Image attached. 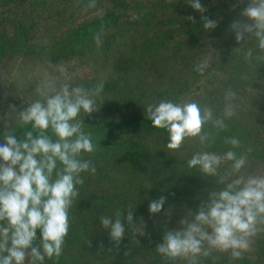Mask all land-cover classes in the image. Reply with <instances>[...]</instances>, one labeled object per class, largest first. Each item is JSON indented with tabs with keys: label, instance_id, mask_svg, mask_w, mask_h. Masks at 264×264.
Segmentation results:
<instances>
[{
	"label": "trees",
	"instance_id": "1",
	"mask_svg": "<svg viewBox=\"0 0 264 264\" xmlns=\"http://www.w3.org/2000/svg\"><path fill=\"white\" fill-rule=\"evenodd\" d=\"M102 1L115 2L118 9H105L100 15L61 30L54 38V51L50 55L55 60L85 56L94 43L95 32L103 26V50L114 49L119 55L113 64V77L104 83L101 96L114 97L107 109L116 125L132 135L116 138L110 126L90 116L84 118V130L92 133L96 145V151L86 154L84 159L94 163L96 173L82 174L84 184L78 186L79 196L70 209V228L63 253L58 261L54 258L46 260L45 264H166L155 251L156 246L142 248L140 244H147L145 239L137 241L124 236L116 249L109 242L108 231L100 224L101 216H112L117 208L126 212L131 205L133 217L148 211L149 202H146L141 180L144 169L138 167L137 160L154 154L155 189L149 199L151 202L165 197V209L167 206L176 209V199L206 200L208 193L221 185L215 183V178L205 179L198 170L188 169L185 161L173 162L160 149L168 142L167 134L152 127L145 118L144 107L161 99L193 101L202 89L200 79L205 78L211 93L208 100L196 102L209 101L219 115L224 93L231 88L236 93L233 103L239 105L237 115L226 121L227 129L217 135L215 144L208 150L223 153L231 147L224 144V139L237 137L241 148L235 151L241 154L251 148L248 161L264 167V60L246 62L244 53L249 48L255 51V39L240 44L230 31V24L240 18L247 0L244 3L241 0H200L207 9L204 13L192 9L188 0H97V6ZM88 2L0 0V8L10 9L21 4L19 15L24 22L33 18L36 11L42 12L38 16L45 18V13L56 8V3L62 8L54 13L61 17L60 12L66 7H84ZM125 6L131 15L122 12ZM189 16L195 18V23L187 19ZM202 16L216 21L217 27L206 31ZM11 21L16 22L17 18ZM22 22L14 25L17 33L13 36L0 32V57L23 44L26 29ZM204 60L208 65L201 75L195 71V66ZM186 77L192 81L191 86L186 85ZM22 131L17 128L18 138ZM165 170L169 174L166 175ZM87 240H91L90 246ZM254 248L252 258L231 260L227 254L214 253L215 259L206 258L202 264H264V234L255 238Z\"/></svg>",
	"mask_w": 264,
	"mask_h": 264
},
{
	"label": "clouds",
	"instance_id": "2",
	"mask_svg": "<svg viewBox=\"0 0 264 264\" xmlns=\"http://www.w3.org/2000/svg\"><path fill=\"white\" fill-rule=\"evenodd\" d=\"M187 4L200 13L207 11L200 0ZM96 6L97 0H89L84 10ZM187 19L195 23L194 17ZM201 19L206 31L217 27L207 16ZM230 31L240 44L255 39V51L249 48L244 53L246 62L264 60V0H247ZM103 33L101 26L93 36L97 47L103 43ZM207 65L204 60L195 71L203 75ZM60 71L64 74V69ZM103 91V81L85 88L73 87L67 74L62 81L46 77L37 89L40 98L17 112L15 126L6 123L0 135V264H45L61 257L70 209L79 196L78 186L84 184L82 174L96 173L94 163L84 159L96 151L92 133L84 130V118L98 111L97 99ZM235 98L229 88L219 115L212 105L196 101L161 99L144 107L152 127L166 132L169 154L179 152L186 141H195L200 150L187 160V168L198 170L205 179L215 178L222 186L200 200L195 211L189 210L179 221L180 227L165 229L155 251L166 264H202L206 258L215 259L214 253L239 260L252 250L255 238L264 234V172L247 171L252 149L238 154L240 139L228 137L223 142L231 147L223 154L208 150L227 129L226 121L237 115ZM17 128L23 130L19 138ZM165 202L163 196L151 200L149 213H160ZM126 212L117 208L112 216L100 217L116 249L125 236V223L129 228L134 224L133 207L129 205ZM86 243L90 246L91 240ZM99 247L102 250L103 244Z\"/></svg>",
	"mask_w": 264,
	"mask_h": 264
},
{
	"label": "rangeland",
	"instance_id": "3",
	"mask_svg": "<svg viewBox=\"0 0 264 264\" xmlns=\"http://www.w3.org/2000/svg\"><path fill=\"white\" fill-rule=\"evenodd\" d=\"M20 5H14L10 9L0 8V32H6L8 36H13L17 33L14 25L22 22V18L20 19L19 15ZM56 5L58 4H55L56 8L52 9L53 11L45 13V18L39 17L38 15L42 14V12L36 11L33 13L34 19L30 17L25 21L23 20L22 24L26 29L23 44L18 50L0 57V135H2L6 123L10 126L15 124L18 111L22 110L33 100L40 98L37 89L46 77H58L62 81L64 74H67L71 77L73 87L82 86L85 88H91L100 81L107 83L113 77V64L119 53L114 49L104 51L102 45L97 47L95 41L83 57L55 60L50 54L54 51V38L59 36L61 30L63 31L92 16L100 15L105 9H118L115 2L102 1L96 9L87 11L84 10L83 6L78 5L74 9L66 7L65 11L60 12L61 17L55 14L56 12L54 13V11L62 8ZM70 10L72 11L71 15ZM121 10L125 14L131 15V12L127 11L126 6L121 8ZM14 17L17 18L16 22L11 21ZM63 18L65 21H62ZM61 69H64V74L61 73ZM193 80L196 81V79ZM205 80V78L200 79L199 82L202 85V89L195 95L193 101L199 99L208 100L211 89L205 84ZM192 84V81L186 77V85L191 86ZM101 97L97 99V106H100L98 111L89 116L110 126L114 130L116 138L132 135L127 129L116 125L107 109L109 102H112L114 97L112 95ZM205 103L210 104L209 101ZM160 149L169 155L173 162H187L196 151L200 150L199 145L195 141H186L181 150L174 154H169L166 148ZM153 156L154 154L149 153L148 156L137 160L138 167L144 169V171H141V180L142 182L144 181V189L147 195H145V199L149 203L151 193L155 189L153 174L157 170V168L154 169L152 166ZM247 171L250 174L261 173L264 172V167L248 161ZM165 174L167 175L169 172L165 170ZM175 202L178 204L176 209L173 206H167V209L162 208L161 212L155 215L150 214L148 210L143 215L134 216V224L131 228L125 223V236L137 241L145 239L147 244H140L142 248L150 247L152 249V247L154 248L157 244L162 243L165 229L180 227L179 221L183 216L189 210L195 211L200 203V201L192 202L186 199H176ZM168 212L171 213L170 217L165 215ZM141 224L143 225V235L140 234ZM254 250L253 242L252 250L245 253L244 256L254 257Z\"/></svg>",
	"mask_w": 264,
	"mask_h": 264
}]
</instances>
